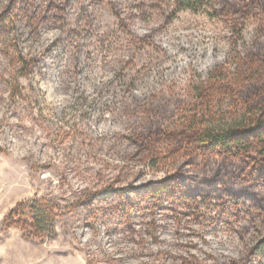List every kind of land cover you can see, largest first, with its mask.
<instances>
[{"label":"rangeland","instance_id":"obj_1","mask_svg":"<svg viewBox=\"0 0 264 264\" xmlns=\"http://www.w3.org/2000/svg\"><path fill=\"white\" fill-rule=\"evenodd\" d=\"M263 2L0 0V264H264L260 144L228 157L188 131L256 98L207 83L264 45Z\"/></svg>","mask_w":264,"mask_h":264},{"label":"trees","instance_id":"obj_2","mask_svg":"<svg viewBox=\"0 0 264 264\" xmlns=\"http://www.w3.org/2000/svg\"><path fill=\"white\" fill-rule=\"evenodd\" d=\"M215 1L216 0H173L177 9L192 12H197L203 7L211 5ZM111 5L115 8L114 4L111 3ZM262 5L264 7V2ZM115 14L121 19V14L116 8ZM238 25L239 24H236V26ZM258 48V50L251 52L249 57L250 61H247L246 59L240 60L236 71H234L229 77H227V74H222V72H216L210 77V83H207V86L219 88L223 85L228 89H226L228 94H230V90L233 91V96H237L235 99H238L240 103L241 101H248L252 96H256V98L253 101L251 100L250 103H244V106H242L241 103V106L239 107L242 112H240L239 117L235 119V121L225 124L224 126L214 125V122L211 120L208 122L209 125L206 126L207 122H203V120H195V122L189 126L190 128L188 131L189 136L192 137V141H194L199 147H207L214 153L218 151L223 156L238 157L242 154L249 155L253 147L252 143L257 142L261 146V150L259 151L260 158L264 159V45L261 44ZM196 89L197 96L202 101L204 100L205 95H209L212 91L210 90L209 92V88L205 90L204 84H200ZM211 104L212 102L208 100V104L202 107L201 110L210 111ZM203 117L206 116L203 114ZM153 131H158V129L149 130L148 135L152 134ZM259 178L264 182V171L257 170L256 168L254 175H252V179L259 180ZM216 183V180L213 183L210 182L212 187L215 186ZM180 185L182 186L180 188V193L183 194L184 192H188L187 186L182 185L181 183ZM203 187L204 186L200 185L195 189L199 191L207 189V187L205 189H203ZM162 192L167 193L166 190H163ZM209 192L210 191H205L206 194ZM168 193L171 192L169 191ZM176 195L180 194L178 193ZM257 197L259 203L264 208V204H262L264 203V197L256 196V198ZM20 206L21 205H18L11 210L7 215V219L12 218L14 214L18 212ZM26 207L29 208L30 211H35L33 218H28L31 227L53 223L54 214L51 207L49 208L45 206L44 211L38 209H36V211L34 210L35 207L33 202Z\"/></svg>","mask_w":264,"mask_h":264}]
</instances>
